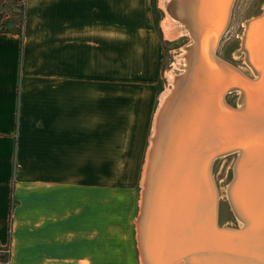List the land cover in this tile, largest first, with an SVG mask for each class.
<instances>
[{
  "label": "crops",
  "instance_id": "1",
  "mask_svg": "<svg viewBox=\"0 0 264 264\" xmlns=\"http://www.w3.org/2000/svg\"><path fill=\"white\" fill-rule=\"evenodd\" d=\"M147 5L25 0L21 34L0 32L8 264H133V198L117 194L111 177L120 158L131 168L140 152L141 129L135 142L127 132V91L151 62Z\"/></svg>",
  "mask_w": 264,
  "mask_h": 264
},
{
  "label": "water",
  "instance_id": "2",
  "mask_svg": "<svg viewBox=\"0 0 264 264\" xmlns=\"http://www.w3.org/2000/svg\"><path fill=\"white\" fill-rule=\"evenodd\" d=\"M234 1L224 2L223 13L217 19L219 28L212 35L216 40L213 50L212 44H203L199 67L205 80L198 107H187L174 118L165 116L166 142L162 144L158 138L157 145L161 152L174 147L177 160L169 194L150 226L156 231L155 239L145 242V264H181L182 259H187L186 264H264V71L258 59L255 67L260 72H254L257 76L250 72L245 75L228 62L223 63L235 70L222 65L224 70L218 71L215 60L218 39L228 26ZM263 14L264 10L254 19ZM254 34L256 40L262 39ZM230 92L237 98L242 95V101L227 103L224 95ZM161 109L156 115L153 138ZM230 154L235 158L228 186L234 182L233 198L243 216L239 221L247 223L244 229L243 224L218 226L211 171L216 159ZM240 154L235 179L233 166ZM149 157L150 151L147 168ZM228 205L232 209L229 201ZM136 247L139 254L138 244Z\"/></svg>",
  "mask_w": 264,
  "mask_h": 264
},
{
  "label": "bare ground",
  "instance_id": "3",
  "mask_svg": "<svg viewBox=\"0 0 264 264\" xmlns=\"http://www.w3.org/2000/svg\"><path fill=\"white\" fill-rule=\"evenodd\" d=\"M225 0H160V6L165 12V19L162 22V29L164 32L165 39L173 40L175 38L181 37L183 35H187L191 38L189 46L184 47L182 53L179 55V58L182 59V63L177 65L178 68L181 67L182 71L178 75L174 71H169V82L171 83V88L164 91V93L160 96V105L159 109L162 107L160 111V116L157 119V135L153 138L155 133V124H156V112L153 124V133L150 141V146L148 147V152L146 155L145 164H143V172L141 177V198H140V209L141 215L140 222L138 225V245L141 251V262L145 264V251L144 246L146 240H154L156 231L155 229H150V226L153 224L154 220L157 218L158 207H162L163 198L169 194L170 187L173 184L172 180V170L176 164V152L174 147H170L167 151L163 148L161 152V148L157 145L158 138L160 142H164L166 138V120L165 116L167 115V119L174 118L175 115L179 116L184 109L188 108H197L200 100L198 97L201 96L202 93V85L204 83L205 77L199 67V62L202 60V47L203 44L208 47L216 42L212 37L213 33L215 34L216 28H219V17L223 13ZM235 2V1H234ZM234 3L232 4L233 8ZM231 8V13H232ZM264 10V7H263ZM197 12V13H196ZM230 13V18H231ZM258 21L257 24L253 22ZM230 22V20H229ZM228 22V25H229ZM244 31L241 35L242 50L239 49V53L241 57L243 56V62L245 64V68H238L240 72L245 75H249L248 72L255 74H259V69L255 67V60H259L261 64V72L264 71V14L258 19H251L248 23H244ZM228 28V26H227ZM226 28V30H227ZM224 31V33L226 32ZM252 32L250 33V31ZM256 32V33H255ZM221 35L220 39H218L215 56L219 43L224 35ZM255 33V34H254ZM254 34L261 36V40H256V37H252ZM252 37V40H251ZM248 47V49H247ZM255 51H254V50ZM255 52V53H254ZM216 56V62L219 64L218 71L224 70V61L219 59ZM208 62L206 56L204 57ZM221 60V62H220ZM229 63V62H228ZM226 66V64L224 65ZM227 69L233 70L232 66L227 65ZM237 68V67H236ZM235 70V69H234ZM256 72V73H254ZM168 73V72H167ZM237 74V73H236ZM231 77L232 75L229 74ZM240 75V74H238ZM168 77V76H167ZM225 92V91H224ZM232 94V92L224 95V99L226 100L227 95ZM238 100V99H237ZM242 101V95L239 96V102ZM227 102V101H226ZM190 111V110H189ZM188 111V112H189ZM162 119V120H161ZM153 140V141H152ZM166 142V140H165ZM151 149V150H150ZM150 151L149 164L147 168V161ZM227 155H222L224 157ZM217 160V159H216ZM241 160V154L238 156L237 161L233 166L234 177L236 179L238 168ZM147 169V172H146ZM146 173V179L145 178ZM211 176L213 179V189L215 192V200L218 204L219 208V193L218 186L213 176V169L211 171ZM145 182V184H144ZM232 183L226 188V198L229 201L231 210L236 215L238 222L243 224L239 220H243V216L238 209L235 200L233 198L232 193ZM218 208H217V218H218ZM147 215V220L145 221V216ZM137 224V222H136ZM218 226L223 227L219 224ZM247 226V223H244L242 228L244 229ZM228 227V226H224ZM238 227H241L239 225ZM231 228V227H229ZM140 256V255H139ZM187 259H182L181 264H186ZM140 262V261H139ZM172 263V264H176Z\"/></svg>",
  "mask_w": 264,
  "mask_h": 264
},
{
  "label": "rangeland",
  "instance_id": "4",
  "mask_svg": "<svg viewBox=\"0 0 264 264\" xmlns=\"http://www.w3.org/2000/svg\"><path fill=\"white\" fill-rule=\"evenodd\" d=\"M23 5L24 0H0V28L4 30H17L22 18ZM263 7L264 0H235L228 28L219 43L218 52H216V56L219 59L227 61L237 68H245L243 56L241 57L239 53V49L242 50L241 35L244 31L243 24L248 23L259 15L263 11ZM147 14V34L145 36L143 34V36L149 50L152 52H150L151 62L147 61L144 63L143 60L142 73L138 75L137 80L132 81V87L127 91L131 94L132 100L130 108L128 106V115L131 117V121L127 124V132L129 126V131H132L133 142H135L137 138L135 134L137 135L141 129L140 152L131 168H128V164H126L125 168L126 159L124 156L123 160L120 158L122 163L118 164L116 178L113 179L111 177V182H114L117 194H131L133 198L131 222H133L134 218V228L131 223L129 232L130 243L135 252L133 264H142L139 245V254L138 250H136L139 239H137L138 226L135 227V225L139 224V215H141L140 198L142 188L140 182L143 164H145L146 160L145 151L148 152L149 149L146 150L145 148L150 146L148 139L151 138L153 133L154 118L160 105V96L164 91L171 88V83L168 79L169 71H174L178 75L181 73L182 64L180 68L177 65H180L179 63H182L183 60L179 58V55L182 53L184 47L189 46L191 40L187 35L173 40L165 39L162 29L165 12L160 6V0H148ZM236 99H239L236 93L229 94L226 97V101L231 103H235ZM134 137L136 138L134 139ZM148 143L149 145L146 146ZM128 156L131 158L133 155L131 156L129 152ZM234 158L235 154H230L218 158L213 165V176L219 193L218 220L219 224L223 227H238L240 225V222L234 218L225 196ZM105 180L108 182V178ZM134 231L136 232L135 237ZM136 251L138 256L136 255ZM7 261L8 254L0 253V264H7Z\"/></svg>",
  "mask_w": 264,
  "mask_h": 264
},
{
  "label": "trees",
  "instance_id": "5",
  "mask_svg": "<svg viewBox=\"0 0 264 264\" xmlns=\"http://www.w3.org/2000/svg\"><path fill=\"white\" fill-rule=\"evenodd\" d=\"M23 19H24V5H23V10H22L21 22H20V25H19L18 29L17 30H4V29L0 28V32H15V33H20L21 34V32H22V25H23Z\"/></svg>",
  "mask_w": 264,
  "mask_h": 264
},
{
  "label": "built area",
  "instance_id": "6",
  "mask_svg": "<svg viewBox=\"0 0 264 264\" xmlns=\"http://www.w3.org/2000/svg\"><path fill=\"white\" fill-rule=\"evenodd\" d=\"M0 253H7L9 255V247L8 246H0ZM8 264V261H7Z\"/></svg>",
  "mask_w": 264,
  "mask_h": 264
}]
</instances>
